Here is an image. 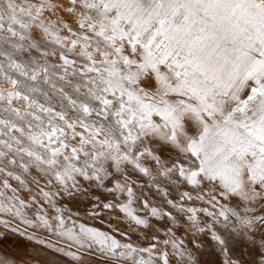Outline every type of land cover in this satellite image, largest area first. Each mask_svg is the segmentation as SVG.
Listing matches in <instances>:
<instances>
[{
  "label": "snow or ice",
  "instance_id": "6c2138e0",
  "mask_svg": "<svg viewBox=\"0 0 264 264\" xmlns=\"http://www.w3.org/2000/svg\"><path fill=\"white\" fill-rule=\"evenodd\" d=\"M10 235L44 264H264V0H0Z\"/></svg>",
  "mask_w": 264,
  "mask_h": 264
},
{
  "label": "rangeland",
  "instance_id": "374dc122",
  "mask_svg": "<svg viewBox=\"0 0 264 264\" xmlns=\"http://www.w3.org/2000/svg\"><path fill=\"white\" fill-rule=\"evenodd\" d=\"M2 245L11 248L10 251L3 249ZM41 246H35L23 237L18 235H10L6 240H0V256H4L20 264L22 260L30 259L32 264H44L49 257L45 252L40 250Z\"/></svg>",
  "mask_w": 264,
  "mask_h": 264
},
{
  "label": "built area",
  "instance_id": "2783aa9c",
  "mask_svg": "<svg viewBox=\"0 0 264 264\" xmlns=\"http://www.w3.org/2000/svg\"><path fill=\"white\" fill-rule=\"evenodd\" d=\"M2 247L6 251H10L11 250V248L9 246H7V245H2Z\"/></svg>",
  "mask_w": 264,
  "mask_h": 264
}]
</instances>
